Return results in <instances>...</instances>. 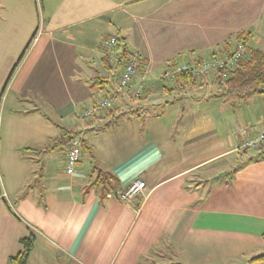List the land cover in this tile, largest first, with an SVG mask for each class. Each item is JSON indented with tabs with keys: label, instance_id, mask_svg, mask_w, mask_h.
Returning <instances> with one entry per match:
<instances>
[{
	"label": "crops",
	"instance_id": "1",
	"mask_svg": "<svg viewBox=\"0 0 264 264\" xmlns=\"http://www.w3.org/2000/svg\"><path fill=\"white\" fill-rule=\"evenodd\" d=\"M241 32L264 51V0H0V264L29 228L27 264L263 263L264 158L244 165L257 152L242 145L264 132V94L161 79L169 59L196 64ZM119 47L141 56L140 99L120 85ZM105 97L110 119L79 118ZM64 135L115 190L92 184L86 153L67 173L68 148L50 149ZM137 179L145 192L123 203Z\"/></svg>",
	"mask_w": 264,
	"mask_h": 264
},
{
	"label": "built area",
	"instance_id": "2",
	"mask_svg": "<svg viewBox=\"0 0 264 264\" xmlns=\"http://www.w3.org/2000/svg\"><path fill=\"white\" fill-rule=\"evenodd\" d=\"M119 42L116 38H112L108 43V49L118 45ZM222 52V53H221ZM120 54V51H118ZM109 54V51H106ZM246 54V46L243 41H235L230 46L229 53H224L223 50L211 53L209 56H203L201 63L198 65L192 64L187 61L177 62L170 61L161 75V79L165 83L176 81V79L184 73L191 72L199 80L206 79L211 75L224 73L226 76L230 71L234 70L239 60ZM142 66L141 58L137 53H134L125 63L120 77V85L122 88L131 91L134 99H140L145 91V85L138 83L136 79L139 70ZM115 106V100L112 97H105L101 99L96 105L91 106L80 113L82 120H91L97 115L105 113L107 110H112ZM264 146V132L259 133L255 139L246 142L242 145L243 149L256 148ZM81 158L80 139L74 137L69 144L66 155V170L70 176L78 173L77 165ZM147 188L146 182L142 179H137L130 183L128 187L120 194V200L125 204H131L135 199L145 192Z\"/></svg>",
	"mask_w": 264,
	"mask_h": 264
},
{
	"label": "trees",
	"instance_id": "3",
	"mask_svg": "<svg viewBox=\"0 0 264 264\" xmlns=\"http://www.w3.org/2000/svg\"><path fill=\"white\" fill-rule=\"evenodd\" d=\"M249 34H245L243 32L234 35L230 38V41L224 43V53H229L231 41H243L246 46V54L239 60L237 67L230 71L226 76L224 73H219L215 75L216 79H218L223 85L228 93L239 92L243 89H253L255 93L264 94V51L260 49L253 48L249 45ZM222 53V52H221ZM121 58L128 60L130 53L127 49H124L122 53H120ZM24 55H22L19 59V62L13 68L9 78L6 81L5 86L9 82L11 76L15 73L17 67L19 66L21 60ZM120 59V60H122ZM202 57L199 58V61L195 65L201 63ZM188 62V61H187ZM199 62V63H198ZM142 63V59H141ZM176 80L180 83L181 87L188 88L193 85H196L199 80L196 78L191 72L181 74ZM113 110L105 111L106 118L110 119L113 116ZM104 123H102L103 125ZM75 136L64 135L60 139H58L56 145L50 147V149H55L58 146H66L69 147L70 141ZM80 148L81 155L86 153L90 160L91 164V175L90 178L92 180V184L95 185L101 195L105 197L107 194L112 192L114 189V178L113 176L107 172L103 167L100 159L98 158L95 150L88 144L86 140H80ZM29 150V149H25ZM257 154L255 156L249 157L244 163H251L257 159L264 158V146L260 147L256 150ZM243 166V164L241 165ZM240 166V167H241ZM228 175V174H227ZM230 175V173H229ZM38 202L40 205L45 206V200L43 196L38 197ZM13 215L15 213L12 211ZM19 219L18 216H16ZM28 235L20 240L21 249L17 254L11 256L9 259V264H27L28 258L30 256L31 251L34 247V242L37 237V233L35 230L29 228ZM157 254V251L152 252L153 257Z\"/></svg>",
	"mask_w": 264,
	"mask_h": 264
},
{
	"label": "rangeland",
	"instance_id": "4",
	"mask_svg": "<svg viewBox=\"0 0 264 264\" xmlns=\"http://www.w3.org/2000/svg\"><path fill=\"white\" fill-rule=\"evenodd\" d=\"M227 41H230V38L227 40ZM226 41V42H227ZM119 42V41H118ZM225 42V43H226ZM235 42V40H233V41H231V44H233ZM119 46V44L118 45H116V47H118ZM251 46L253 47V48H256V49H260V47H258L257 45H255V42L254 43H252L251 44ZM223 47H225V45H224V43L221 45V48H219V49H217L218 51H220V50H224V48ZM118 50L120 51V53H122L123 52V50H124V48L123 47H119L118 48ZM134 53H130V55H129V57H128V59L133 55ZM138 54V53H137ZM118 55V54H117ZM139 55V54H138ZM181 56V55H180ZM180 56H176V57H173V58H171V59H169L168 61H167V63L168 62H170V61H177V62H182V58L180 57ZM205 56V55H204ZM139 57L141 58V56L139 55ZM143 62V61H142ZM213 77H215V75H211V76H209V77H207V78H213ZM206 78V79H207ZM201 80H205V79H201ZM216 81V80H215ZM217 82V81H216ZM218 83V82H217ZM226 90V89H225ZM79 118H80V115H79ZM81 119V118H80ZM82 120V119H81ZM82 121H84V120H82ZM253 129H257V128H259V127H252ZM251 128V129H252ZM250 130V129H249ZM245 150H250V152L251 151H256L257 149L256 148H252V147H250V148H246ZM37 173H38V175H40L41 174V170L40 169H37ZM32 185H33V182L31 183ZM158 252V251H157ZM160 255V254H159ZM261 264H264V262L263 263H261Z\"/></svg>",
	"mask_w": 264,
	"mask_h": 264
}]
</instances>
